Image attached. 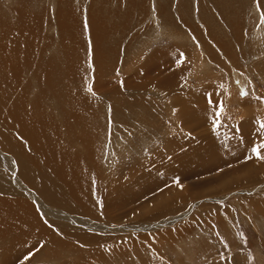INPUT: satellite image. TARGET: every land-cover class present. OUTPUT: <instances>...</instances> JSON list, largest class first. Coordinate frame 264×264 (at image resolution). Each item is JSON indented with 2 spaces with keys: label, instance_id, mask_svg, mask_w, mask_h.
Instances as JSON below:
<instances>
[{
  "label": "rangeland",
  "instance_id": "rangeland-1",
  "mask_svg": "<svg viewBox=\"0 0 264 264\" xmlns=\"http://www.w3.org/2000/svg\"><path fill=\"white\" fill-rule=\"evenodd\" d=\"M262 16L264 0H0V39L25 25L51 76L42 90H57L42 110L80 123L83 106L70 115L57 96L67 81L75 100L93 101L82 133L97 148L101 190L97 215H80L102 226L37 209L57 237L88 238L57 253L40 239L22 253L3 248L0 264H264V159L252 151L264 143ZM68 66L75 78L65 79ZM24 80L0 86V98L11 88L12 104L21 87L33 106L40 87ZM3 153L7 186L19 176L5 173Z\"/></svg>",
  "mask_w": 264,
  "mask_h": 264
},
{
  "label": "bare ground",
  "instance_id": "bare-ground-1",
  "mask_svg": "<svg viewBox=\"0 0 264 264\" xmlns=\"http://www.w3.org/2000/svg\"><path fill=\"white\" fill-rule=\"evenodd\" d=\"M43 16L44 14L33 18V27H36L38 22H43ZM24 19L21 15L19 23L24 22ZM25 28V25H21L19 29L16 28L14 34L8 30L7 41L0 39V86L3 89L10 85L17 87L18 83L25 82L24 77L27 76L35 80L41 91L35 95L33 106L25 103L21 87L12 90L15 92L19 90L12 104L6 100L10 96L7 91L11 88L4 91L3 99L0 98V104L3 103L0 107V151H4L5 155L2 158L6 167L5 173L13 172V175L19 176V179L17 176L13 177L7 186H2L0 183V255L3 254V248L11 249L16 245L22 253L28 242L33 244L37 239H40L41 243L48 244L52 248L51 251L55 249L56 252L53 253H57L66 245H77L79 249V245L88 238L74 231L65 232L67 235L57 237L54 227L48 226L39 218L37 209L43 214L60 218L61 221L69 219L78 226L86 224L96 228L102 227L94 222H88L87 217L84 216L85 219L81 216L95 217L97 215V198L100 196L98 193L100 191L97 192V189L101 190L100 185L96 187L95 184L98 170H95L93 168L95 166L91 164L92 157L97 156V148L90 141V135L82 133L85 119H94L93 101L82 95L85 103L80 104L82 96L81 102L74 99L77 83L72 84L67 81L65 88L61 90L62 93L57 96L61 100L63 98L62 106L69 108L70 115L76 113L77 116L75 111L81 110L82 108L79 107L83 106L80 123L76 122V119H74L75 122L71 121L73 119H54L50 112L42 110L46 97L52 95L56 97L57 90L48 88L46 91L50 90L49 96L46 95L48 92L42 90L44 86L49 87L51 76H47L45 72L43 74L41 71L43 69L40 70L37 66L40 62L36 57L37 49L33 47L36 39L27 41L24 32L28 33L29 29L26 28L28 30L26 31ZM76 71L74 67H69L65 79L75 78L79 74ZM64 113L68 114V111ZM28 186L32 188V191ZM20 187L28 191L32 202L20 192ZM43 202L51 204L53 208H48ZM55 223L56 220H53V224ZM58 225L63 224L58 223L53 226L61 227ZM99 252L96 249L92 254L102 256L103 253Z\"/></svg>",
  "mask_w": 264,
  "mask_h": 264
},
{
  "label": "snow or ice",
  "instance_id": "snow-or-ice-1",
  "mask_svg": "<svg viewBox=\"0 0 264 264\" xmlns=\"http://www.w3.org/2000/svg\"><path fill=\"white\" fill-rule=\"evenodd\" d=\"M262 22H264V16H262ZM89 92H92V88L91 86H89L88 88ZM93 95H95V93H92ZM245 95H247V93H245ZM220 111H223V105L221 104L220 106ZM214 125H215V121H214ZM260 129L262 131H264V123L260 124ZM261 149H264V143H260L258 145H256L255 147H253L252 151L256 154L258 159H264V155H261Z\"/></svg>",
  "mask_w": 264,
  "mask_h": 264
}]
</instances>
